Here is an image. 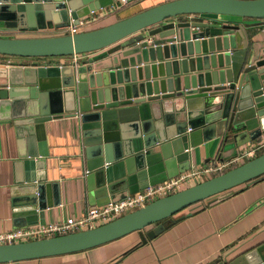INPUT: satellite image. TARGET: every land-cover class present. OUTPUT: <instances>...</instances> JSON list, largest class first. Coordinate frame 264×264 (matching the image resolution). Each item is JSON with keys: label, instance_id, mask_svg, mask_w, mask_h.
I'll use <instances>...</instances> for the list:
<instances>
[{"label": "water", "instance_id": "obj_1", "mask_svg": "<svg viewBox=\"0 0 264 264\" xmlns=\"http://www.w3.org/2000/svg\"><path fill=\"white\" fill-rule=\"evenodd\" d=\"M111 1L0 0V25L33 27L34 16L45 19L44 25L36 26L77 23L91 9ZM193 12L264 18V0H165L73 33H0L2 54H74L111 45L81 63L0 62V110L14 111L19 132L29 141L38 140L40 154H47L42 122L78 115L89 196L95 192L103 198L93 201L97 204L119 200L190 168L185 141L189 136L191 145L199 142L194 135L200 129L204 139L232 129H246V141L260 137L264 133V48L253 62L245 56L237 59L235 31L242 34L238 24L167 20ZM145 27L150 28L121 40ZM112 52H117L112 64L94 70L92 61ZM44 75L57 80L44 84ZM176 160L183 162L177 166ZM33 162L25 160L26 172L15 181H29L18 189L37 208L36 193L41 199L46 176L41 172L35 177ZM263 173L264 151L97 225L1 242L0 262L71 252L109 241L172 218L190 204ZM138 179L144 184H136ZM231 264H264V243Z\"/></svg>", "mask_w": 264, "mask_h": 264}, {"label": "crops", "instance_id": "obj_2", "mask_svg": "<svg viewBox=\"0 0 264 264\" xmlns=\"http://www.w3.org/2000/svg\"><path fill=\"white\" fill-rule=\"evenodd\" d=\"M162 1L165 0H113L97 8V12L112 4L117 7L99 16L85 29L109 23ZM199 19L239 25L242 34L235 31L238 47L235 58L245 56L253 62L263 53L264 18L205 12L177 14L167 20ZM32 23L35 24L33 27L5 28L0 25V33L15 36L51 35L60 34L59 29L64 26H36L45 24V19L38 20L36 16ZM149 28H142L121 40L146 32ZM109 46L83 52L76 63ZM116 53H107L93 60L94 70L111 65ZM119 56L122 57V54ZM10 61L26 64L73 63L72 54L22 56L0 53V62ZM41 79L47 85L57 80L49 75ZM13 115L12 109L0 110V230L39 223L40 219L51 222L78 216L89 205L97 204L93 201L103 199L100 193L94 192L91 198L89 196L86 170L81 163L82 128L78 115H61L42 122L47 154L39 153L36 138L29 141L27 135H21ZM248 134L246 129H232L226 130L223 135L204 139L200 129L194 135L199 142L191 145L189 136L185 141L191 167L227 160L264 138L263 133L246 141ZM26 159L34 161L35 177L41 172L46 176L41 199L40 193H36L39 199L35 205L37 208L31 207V203L23 197L25 192L18 189L19 184L29 181H15L20 173L26 172ZM182 162L175 161L177 166ZM138 182L144 184L143 180H135L136 184ZM263 243L264 173L248 183H240L190 204L174 213L172 218L152 222L109 241L76 251L2 261L0 264H231L235 258Z\"/></svg>", "mask_w": 264, "mask_h": 264}, {"label": "built area", "instance_id": "obj_3", "mask_svg": "<svg viewBox=\"0 0 264 264\" xmlns=\"http://www.w3.org/2000/svg\"><path fill=\"white\" fill-rule=\"evenodd\" d=\"M116 7V4H112L109 8H103L101 12L98 11L99 13L97 12V9H91L88 17L80 18L77 23H69L66 26H62L59 29V32L73 33L78 30L85 29L99 16L108 13L109 10ZM186 14L196 13L193 12ZM82 53L83 52H77L72 54L73 62L76 63L77 59L82 56ZM262 149H264V138L257 141L252 146L244 148L238 154L227 160L210 162L202 166H192L159 182L149 184L148 186L130 193L128 196L119 200H110L102 204H91L81 215L68 216L60 221L39 222L25 226H17L7 230H0V243L51 236L97 225L129 210L137 208L156 197L169 194L182 187L211 176L216 172H221L228 166L238 164L242 160L258 154V152Z\"/></svg>", "mask_w": 264, "mask_h": 264}, {"label": "trees", "instance_id": "obj_4", "mask_svg": "<svg viewBox=\"0 0 264 264\" xmlns=\"http://www.w3.org/2000/svg\"><path fill=\"white\" fill-rule=\"evenodd\" d=\"M262 151H264V149L260 150L258 153H260V152H262ZM234 165H236V164H233V165H231V166H228L227 168L232 167V166H234ZM227 168H225L224 170H226ZM221 172H222V171H221ZM217 173H219V172H216L215 174H217Z\"/></svg>", "mask_w": 264, "mask_h": 264}]
</instances>
